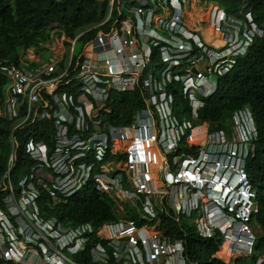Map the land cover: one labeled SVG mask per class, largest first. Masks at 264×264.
Segmentation results:
<instances>
[{
	"label": "built area",
	"instance_id": "obj_1",
	"mask_svg": "<svg viewBox=\"0 0 264 264\" xmlns=\"http://www.w3.org/2000/svg\"><path fill=\"white\" fill-rule=\"evenodd\" d=\"M242 1L236 15L219 8L218 31L229 43L223 51L212 48L184 27V13L191 0H108L106 18L76 35L69 55L61 60L41 63L35 60V49H30L19 63L8 59L0 62V75L5 77V82L0 79V120L11 125L10 158L0 181V264H27L24 256L29 259L28 251L32 250L37 252L34 264H82L74 258L78 252L88 254L94 264H110L112 260L115 264H185L181 241H173L158 229L163 239L158 235L147 239L142 230L151 227H138L129 219L135 212L146 222L160 219L167 213L163 205L166 199L177 222L181 217L189 221L193 216L200 217L202 209L233 216L236 225L226 233L213 224L207 225L211 231L198 233L212 237L219 229L225 240H236L234 251L254 254L257 239L251 219L258 212V189L246 166L255 152L258 128L251 109L235 112L228 121V131L212 130L208 125L209 133H200L203 140L196 154H178L184 138L190 134L195 139L192 131L203 128L194 122L206 107L202 98L216 91L218 76L228 73L234 59L248 53L256 38H264L248 10V0ZM112 18L113 28L131 22L128 34L136 37L122 40V25L117 30V54L125 69L121 74L99 69L97 61L84 54L83 49L76 57L73 55L78 40ZM110 32L100 30L97 34L107 36ZM61 38L65 46L66 36ZM155 47L160 51L154 56ZM45 48L48 51L42 53L51 52L48 45ZM29 51L31 56L27 59ZM225 52L231 53L230 59L220 57ZM196 61L214 64L209 71L201 72ZM174 81L181 83L183 96L189 101L191 120L179 122L175 113L176 97L168 89ZM211 82L215 85L212 92L206 86ZM137 90L145 108L135 113L130 125L113 124L114 108L110 102L119 93ZM49 108L53 134L48 140L36 135L23 137L22 144L33 166L19 168L18 132L34 125L40 110ZM132 132L136 134L133 140L138 141L139 134L140 138L155 142L165 156L164 162L158 161L163 173L161 184L164 192L170 188L171 195L182 199L180 210L172 206L167 194L154 204L152 199L164 192L155 193V186L144 171L140 173L142 166L137 172L134 170L129 150L116 147L118 142L128 141ZM189 145L193 146L191 142ZM119 155L126 158L112 159ZM120 163L126 169L116 170L115 165ZM21 175L27 176L21 179ZM90 184L97 192L108 195L115 207L124 204L128 221L107 223L96 232L90 224L65 228L57 218L43 217L40 200L45 194L50 199L67 198ZM201 198L208 201L202 202ZM91 237L95 239L90 240ZM263 263L264 255L259 256L257 264Z\"/></svg>",
	"mask_w": 264,
	"mask_h": 264
},
{
	"label": "trees",
	"instance_id": "obj_2",
	"mask_svg": "<svg viewBox=\"0 0 264 264\" xmlns=\"http://www.w3.org/2000/svg\"><path fill=\"white\" fill-rule=\"evenodd\" d=\"M202 2L218 5L231 15H236L243 4L242 0H202ZM108 8V0H0V62L8 59L10 62L19 63L20 57H23L30 49H35L37 55L47 52L48 49L45 46L52 42L51 35L57 33L66 36L65 44L71 48L76 35L106 18ZM248 9L252 12L255 24L264 32V0H248ZM114 23L115 18H112L106 25L87 33L78 40L76 42L80 44L78 54L86 43L94 39L98 31L109 33ZM53 24L56 28H52ZM130 27L131 22L127 25L122 24L125 32ZM117 35L114 31L111 35L98 38L115 40ZM92 43L86 47V50L88 47L94 50L91 47ZM159 51V47H155L154 56L159 54ZM86 54L98 64L100 63L101 59L96 51L91 53L90 50ZM104 55L117 57L113 55V50H108L103 53ZM232 65L228 73L218 76L216 91L209 97H201L206 102V107L201 109L198 122L203 127L210 125L212 130L228 131L230 129L228 121L235 112L246 107L253 112L258 128V141L255 144L254 154L247 160L246 170L258 189V212L252 215L251 224L259 225L262 233L257 237L252 257L238 259L234 264H257L259 256L264 255V38H256L248 53L236 57ZM0 79L5 82L4 76L0 75ZM168 89L175 94V107L182 109L179 111L180 116L191 120L190 104L183 96L181 83L174 81L168 85ZM110 105L114 108L111 120L115 125H130L135 113L145 108L139 90L117 94V98L110 102ZM50 112V108L40 110L35 124L18 132L17 138L21 141H19L21 146L19 168L24 165L33 166L22 144L23 137L36 135L39 139L48 140L53 134V118ZM176 115L179 118V115ZM10 135V123L0 120V181L8 168L11 152ZM130 140H133L132 134L128 141L118 142L116 147L129 148L133 142ZM202 140L195 141L188 134L181 142L178 154L184 156L196 154L201 148ZM189 142L193 146H190ZM129 156L132 163L142 166L145 174L149 172L156 175L153 169L150 170L153 168L152 163L157 161L155 147L134 149L129 152ZM124 158H126L125 155H119L112 159ZM163 205L167 213L158 220L143 221L136 212L131 213L129 219L137 222L138 227L148 225L152 228L160 222L159 231L173 241H181L185 264H233L231 263L233 258L229 260L223 257L222 247L225 237L221 230L217 229L212 237H203L198 233L195 225L187 223L189 220L181 217L178 222L176 221V215L168 205L167 199ZM40 207L44 218H57L65 228L90 224L98 232L107 223L119 220L114 215L115 204L112 199L108 195L97 192L92 184L67 198L59 196L56 199H50V196L45 194L40 200ZM95 237H91L90 240ZM20 247L22 248V245ZM74 258L82 264H94L90 256L82 252H78ZM110 264L115 263L112 260Z\"/></svg>",
	"mask_w": 264,
	"mask_h": 264
},
{
	"label": "rangeland",
	"instance_id": "obj_3",
	"mask_svg": "<svg viewBox=\"0 0 264 264\" xmlns=\"http://www.w3.org/2000/svg\"><path fill=\"white\" fill-rule=\"evenodd\" d=\"M192 1L193 0H191V4H189V6L187 7V9L184 13V21H183L184 27L186 28V30L199 35L204 41H207V43H209V45L212 48H216L217 50L223 51L226 47H228L229 43H227L226 36L223 35L220 31H218L217 15H218V12L220 9L217 8V6H215V5L209 4V2H207V4H206V2H201L202 0H194L193 2ZM200 5H204V6H200ZM195 7L196 8L198 7L204 16L202 15V17H201V14H197L194 10ZM121 25L122 24L119 25V28H121ZM119 28H118V26L114 27L110 33L112 34L114 31L117 32V30ZM128 31L127 32L124 31V34H123V32H122V34H119L122 40H124L126 38L130 39V38H132V35L134 36V38H136L135 34H128L129 33ZM98 35L99 34L96 35V38H94L92 40V42L98 38ZM61 36L62 35H60L58 33L53 34V42L48 45V48L51 49V52L50 53H41V55H37V58L35 57V60L40 61L41 63H48V62L51 63V62H56L57 60H61L64 57V55H69L68 53H69L70 48H68V46H66V44H65V46L62 44L63 39L61 38ZM65 40L67 41V38H65ZM225 40H226V43H225ZM114 41L115 40L112 38L101 37V38H98L96 40V42H94V43L90 42V43H92L91 47L94 48V50H92L90 47H88L87 50H86V48L85 49L83 48V50H86V52H84V54L90 52V50H91V53H93L94 51H96L98 53V55H99L98 57L101 59L100 63L98 64L99 69H101L104 72H107L109 74H120V71L122 70V67H123L121 64V61L119 59V56L117 54V48H118V46H120V44H119V42H117V41L114 42ZM144 42L147 43V45H148V40H144ZM213 42H217V45L214 46ZM87 46H85V47H87ZM146 49L149 53V48L146 47ZM108 50H113V55L117 56V57L111 58L110 56H107V55L103 56V53H106ZM79 51H80V44H76L74 47V50H73V55L74 56L77 55ZM30 56H31V53L29 51L26 55V58L29 59ZM220 57H222V58L226 57V59H230L231 53L225 52L222 56L220 55ZM109 58H110V60H108ZM65 64H68V58L65 59ZM157 64L161 66L160 61ZM213 64L214 63H212V61L211 62L196 61L195 66L201 72H204V71H209V69L213 66ZM214 78L217 79V75H215ZM7 84L8 85L10 84V80H7ZM206 86L208 88V91H210V92H212V90H214V87H215L214 83H212V82L207 84ZM175 111H176V114L179 115V122H185L186 117H181L179 114V111H182V109H177V106H176ZM194 123L196 126H201L200 122H198V121H196ZM209 127L210 126H207L206 128H196L195 130L192 131L191 134L193 136H195V139H196V137L197 138L199 137V136H196V132L198 130L202 129L201 130L202 132H200V133L207 134V133H209V130H210ZM127 149L130 152L134 149V147L130 146ZM123 151L125 152L126 148H123ZM129 152H128V154H129ZM129 158H130V156H129ZM152 164H153V168H150V170L153 169V172L156 174L157 182L161 183V177L163 174L162 168H161V163L155 161ZM115 166H116L115 167L116 170L118 168L126 169L125 165H122L121 163L116 164ZM135 166L136 167L134 170L137 172L141 165L135 164ZM135 171H133V172H135ZM142 172H143V169H140V173H142ZM135 175H136V177H138L137 174H135ZM26 176L27 175H21L20 178L24 179ZM154 176H152V177H154ZM150 177H151V175L149 176V178ZM150 179H152V178H150ZM152 185H154L153 181H152ZM166 194L168 196L170 195V200L172 201L171 202L172 206H174V208L178 207V209L180 210V201L182 199L178 198V195H176V198H175L174 194L171 195L170 194V188H168L167 191H165L164 193L155 196L154 197L155 200L152 199V201L154 202V204H156L157 200L161 199ZM122 200L124 202H128L125 197H122ZM201 201L203 202L202 198H201ZM123 210H124V204H119V207L116 206L114 209V213L116 214L119 221H121V222L128 221L126 219L127 216L124 214ZM212 212L213 211H208V213H207V211L203 212V209H202V213H201L200 217L194 218V219L188 221L187 223L189 225L198 226V231L201 234H203L204 232L211 231L207 228V225L209 226V225L213 224L214 226H216V228H222L225 231V233L227 232V230H232L233 225H236L235 221L233 220L234 219L233 216H231V217H228L227 215L222 216L220 214V212H216V213H212ZM210 214H211V216H210ZM183 219L188 220V218H186V217H183ZM159 226H160V222H158L150 230H147L145 228L142 231L144 234H146L147 239H151L152 237L154 238V235H158L159 238L163 239L164 235L157 231ZM252 228H253L252 232L255 236V239H257L258 235H260L262 233V228L257 224H254L252 226ZM223 243H224V245L222 247L223 257H225L229 260H230V258H233V260H231V263H233V264L238 259H246L249 256L253 255V254L250 255L249 252H247V251H245V252L242 250H239V252L234 251L233 250L234 241L232 239L224 240ZM28 253H29L28 256H30V258L28 259V257L24 256L25 257L24 261L29 262L27 264H34L35 259L37 258V255H36L37 252L32 250V251H28ZM161 260H162V258H161ZM249 262H251V259H249Z\"/></svg>",
	"mask_w": 264,
	"mask_h": 264
},
{
	"label": "bare ground",
	"instance_id": "obj_4",
	"mask_svg": "<svg viewBox=\"0 0 264 264\" xmlns=\"http://www.w3.org/2000/svg\"><path fill=\"white\" fill-rule=\"evenodd\" d=\"M195 12L197 13V14H201V17H202V12L198 9V8H196L195 7ZM204 16V15H203ZM217 18L219 19L220 18V14H219V12H218V15H217ZM129 21H126V22H124V24H126L127 25V23H128ZM125 30V29H124ZM225 43H226V40H225ZM213 45L214 46H216L217 45V42H213ZM86 52V51H85ZM110 57L111 58H113V56L112 55H110ZM108 60H110V58L108 59ZM99 67V66H98ZM125 69L122 67V70L120 71V74L121 73H123V71H124ZM204 128V127H203ZM202 130V129H201ZM201 130H198L197 132H196V135L197 134H200V132H202ZM132 134V138H134L135 137V133L134 132H132V133H130L129 134V137H128V140H129V138H130V135ZM139 138H138V141H135V140H132L133 142H132V145L131 146H133L134 147V149H141L142 147H155L156 148V150H157V162L158 161H160V162H164L165 161V156L162 154V152L159 150V148L157 147V145H156V143L155 142H152V141H150L149 139H144V138H140V135L138 134L137 135ZM200 140H202V136H201V134H200V136L195 140V141H200ZM122 143V142H121ZM133 149V150H134ZM148 174H145L147 177H148V181L149 182H152L153 181V184H154V186L156 187V190H155V193H162V192H164V187H163V185L160 183V182H157V179H156V175L154 176L152 173H149V172H147ZM151 175V177L150 178H152V179H150L149 178V176ZM152 176H154V177H152ZM203 201L204 202H207L208 200L206 199V198H204L203 199ZM233 240V239H232ZM233 241H236V240H233ZM20 245H22V250L24 251V252H26L27 250L25 249V247H24V245H23V243H20Z\"/></svg>",
	"mask_w": 264,
	"mask_h": 264
},
{
	"label": "crops",
	"instance_id": "obj_5",
	"mask_svg": "<svg viewBox=\"0 0 264 264\" xmlns=\"http://www.w3.org/2000/svg\"><path fill=\"white\" fill-rule=\"evenodd\" d=\"M206 4H207V2H206ZM209 5V4H208ZM212 5H214V4H212ZM218 8H220L218 5H216ZM198 8V7H197ZM241 8H242V6L240 7V10H241ZM221 9V8H220ZM224 10V9H223ZM240 10L238 11V12H240ZM249 10V9H248ZM250 11V10H249ZM237 12V13H238ZM251 12V11H250ZM251 14H252V12H251ZM254 19V18H253ZM255 22V21H254ZM108 56V55H107Z\"/></svg>",
	"mask_w": 264,
	"mask_h": 264
},
{
	"label": "water",
	"instance_id": "obj_6",
	"mask_svg": "<svg viewBox=\"0 0 264 264\" xmlns=\"http://www.w3.org/2000/svg\"><path fill=\"white\" fill-rule=\"evenodd\" d=\"M193 71H194V72H196V70H195V69H193Z\"/></svg>",
	"mask_w": 264,
	"mask_h": 264
}]
</instances>
